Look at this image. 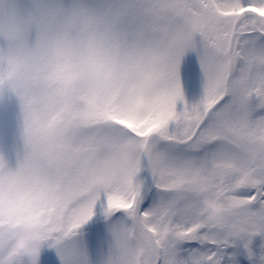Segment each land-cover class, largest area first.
Instances as JSON below:
<instances>
[{
	"label": "snow or ice",
	"instance_id": "1",
	"mask_svg": "<svg viewBox=\"0 0 264 264\" xmlns=\"http://www.w3.org/2000/svg\"><path fill=\"white\" fill-rule=\"evenodd\" d=\"M129 7L138 86L21 201L46 233L37 264H264V0ZM205 195L225 203L221 222ZM5 227L0 211V264H23Z\"/></svg>",
	"mask_w": 264,
	"mask_h": 264
},
{
	"label": "clouds",
	"instance_id": "2",
	"mask_svg": "<svg viewBox=\"0 0 264 264\" xmlns=\"http://www.w3.org/2000/svg\"><path fill=\"white\" fill-rule=\"evenodd\" d=\"M129 5L0 0V98L15 97L26 130L17 165L0 158V211L10 252L23 264H37L47 238L41 224L21 214V201L37 193L49 170L71 160L73 133L106 103L128 102L143 74L139 48L124 37ZM201 205L210 222H221L227 211L213 195Z\"/></svg>",
	"mask_w": 264,
	"mask_h": 264
},
{
	"label": "trees",
	"instance_id": "3",
	"mask_svg": "<svg viewBox=\"0 0 264 264\" xmlns=\"http://www.w3.org/2000/svg\"><path fill=\"white\" fill-rule=\"evenodd\" d=\"M15 97L5 96L0 98V113L3 109H5L8 105H10L13 101H15ZM17 124L13 126V133H19L23 131V116L22 113L17 114L16 116Z\"/></svg>",
	"mask_w": 264,
	"mask_h": 264
},
{
	"label": "flooded vegetation",
	"instance_id": "4",
	"mask_svg": "<svg viewBox=\"0 0 264 264\" xmlns=\"http://www.w3.org/2000/svg\"><path fill=\"white\" fill-rule=\"evenodd\" d=\"M11 137V134H10V132H8L7 134H6V137H5V140L4 141H2V142H0V146H1V149L2 150H4V149H6V146H7V142H8V139ZM17 141V140H16ZM20 143H22L23 141L22 140H18ZM5 154H3V156L1 157V158H3V159H6L5 158Z\"/></svg>",
	"mask_w": 264,
	"mask_h": 264
},
{
	"label": "rangeland",
	"instance_id": "5",
	"mask_svg": "<svg viewBox=\"0 0 264 264\" xmlns=\"http://www.w3.org/2000/svg\"><path fill=\"white\" fill-rule=\"evenodd\" d=\"M14 105H15V104H14ZM20 110H21V109L18 107L16 111H20ZM8 120L11 122V121H12V118H9ZM2 133H4V132H1V131H0V134H2ZM22 153L24 154V149L22 150ZM14 167H15V165L13 166V168H14Z\"/></svg>",
	"mask_w": 264,
	"mask_h": 264
}]
</instances>
